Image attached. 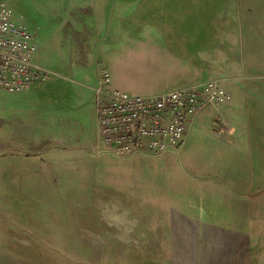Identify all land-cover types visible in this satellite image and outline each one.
Here are the masks:
<instances>
[{
  "label": "rangeland",
  "instance_id": "rangeland-1",
  "mask_svg": "<svg viewBox=\"0 0 264 264\" xmlns=\"http://www.w3.org/2000/svg\"><path fill=\"white\" fill-rule=\"evenodd\" d=\"M87 2L94 6V0ZM0 3L10 5L46 47L34 60L57 74L47 82L78 83L65 77L67 69L88 66L81 57L91 55L90 66L100 76L110 75L113 90L158 92L136 63L130 29L129 36L120 34L106 15H74L62 0ZM52 54L72 63H52ZM41 104L31 103L23 115L17 102L0 95V248L8 254L0 256L1 264H171L172 238L181 235L174 209L184 210L191 186L210 185L194 181L189 167V160L197 162L196 152L207 151L206 144L187 143L179 156H98L91 147L98 139L77 149L59 143L40 118ZM106 211L126 217L112 219ZM211 224L233 237L240 231L232 219Z\"/></svg>",
  "mask_w": 264,
  "mask_h": 264
},
{
  "label": "crops",
  "instance_id": "crops-1",
  "mask_svg": "<svg viewBox=\"0 0 264 264\" xmlns=\"http://www.w3.org/2000/svg\"><path fill=\"white\" fill-rule=\"evenodd\" d=\"M62 1L74 15H106L120 34L129 36L130 29L136 63L158 86V92L133 96L221 80L230 101L200 113L183 144H206L207 151L196 152L197 162L189 160V167L194 181L210 185L194 184L184 210L174 209L181 235L172 238L171 264H264V0H94L92 7L88 0ZM36 42L41 53L46 47L37 36ZM81 58L88 66H72L65 75L78 83L54 79L14 95L0 91L23 115L31 103L41 102L40 118L71 149L98 139L93 88L100 72L90 66L91 55ZM51 60L72 63L53 54ZM107 89L113 90L110 84ZM214 122L223 126L216 134ZM227 219L240 224L235 237L211 224Z\"/></svg>",
  "mask_w": 264,
  "mask_h": 264
},
{
  "label": "built area",
  "instance_id": "built-area-1",
  "mask_svg": "<svg viewBox=\"0 0 264 264\" xmlns=\"http://www.w3.org/2000/svg\"><path fill=\"white\" fill-rule=\"evenodd\" d=\"M36 35L11 8L0 3V89L22 93L46 83L57 74L34 61ZM110 75L103 73L93 88L96 94V155L117 158L135 155L162 157L180 154L196 119L207 109L219 110L230 101L221 80H210L159 95L133 96L107 89ZM217 132L220 123H212ZM102 145V148L99 146Z\"/></svg>",
  "mask_w": 264,
  "mask_h": 264
},
{
  "label": "bare ground",
  "instance_id": "bare-ground-1",
  "mask_svg": "<svg viewBox=\"0 0 264 264\" xmlns=\"http://www.w3.org/2000/svg\"><path fill=\"white\" fill-rule=\"evenodd\" d=\"M106 210V209H105ZM114 210V209H113ZM118 211V210H117ZM116 211V212H117ZM106 214L110 217V218H112V219H121V220H123V219H125V217H126V215L125 214H123V215H117L116 213H111V212H109V211H106ZM106 215V216H107Z\"/></svg>",
  "mask_w": 264,
  "mask_h": 264
}]
</instances>
